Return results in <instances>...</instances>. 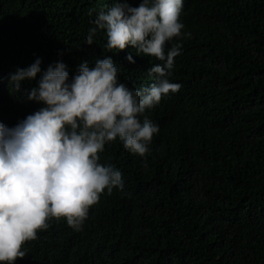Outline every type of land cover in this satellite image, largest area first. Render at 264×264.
<instances>
[{
	"label": "trees",
	"instance_id": "trees-1",
	"mask_svg": "<svg viewBox=\"0 0 264 264\" xmlns=\"http://www.w3.org/2000/svg\"><path fill=\"white\" fill-rule=\"evenodd\" d=\"M114 3L0 0V122L14 127L42 106L27 98L39 74L19 91L10 84L37 58L42 70L62 61L71 78L111 56L129 88L153 82L155 57L109 52L104 31L84 43ZM180 21L191 35L166 50L182 45L169 77L182 87L146 111L159 126L149 153L119 139L100 153L124 190L105 189L80 231L51 218L15 264H264V0H184Z\"/></svg>",
	"mask_w": 264,
	"mask_h": 264
},
{
	"label": "clouds",
	"instance_id": "clouds-1",
	"mask_svg": "<svg viewBox=\"0 0 264 264\" xmlns=\"http://www.w3.org/2000/svg\"><path fill=\"white\" fill-rule=\"evenodd\" d=\"M183 6L184 0H141L136 7L115 0L90 21L87 45L104 31L109 52L132 46L137 55L161 62L149 69L153 82L148 86L129 88L120 82L111 56L93 66L81 62L71 78L62 61L42 70L39 58L10 75L19 91L23 81L39 74L27 98L42 106L14 127L0 122V264L23 259L25 242L47 229L51 218H64L80 231L105 189L108 194L124 190L122 172L100 163V153L117 139L133 154L149 153L159 126L146 111L182 87L169 79L182 45L167 50L166 45L191 35L182 32ZM126 59L135 62L131 54Z\"/></svg>",
	"mask_w": 264,
	"mask_h": 264
}]
</instances>
